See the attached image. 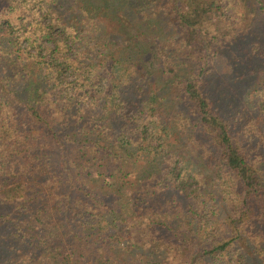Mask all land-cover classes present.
<instances>
[{
  "label": "trees",
  "instance_id": "obj_1",
  "mask_svg": "<svg viewBox=\"0 0 264 264\" xmlns=\"http://www.w3.org/2000/svg\"><path fill=\"white\" fill-rule=\"evenodd\" d=\"M264 0H0V264H264Z\"/></svg>",
  "mask_w": 264,
  "mask_h": 264
},
{
  "label": "rangeland",
  "instance_id": "obj_2",
  "mask_svg": "<svg viewBox=\"0 0 264 264\" xmlns=\"http://www.w3.org/2000/svg\"><path fill=\"white\" fill-rule=\"evenodd\" d=\"M264 67V66H263ZM264 72V69L260 71V73H263Z\"/></svg>",
  "mask_w": 264,
  "mask_h": 264
}]
</instances>
